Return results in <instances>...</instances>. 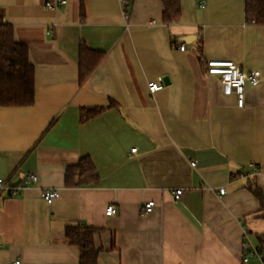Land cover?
<instances>
[{
    "label": "crops",
    "instance_id": "0c3cea01",
    "mask_svg": "<svg viewBox=\"0 0 264 264\" xmlns=\"http://www.w3.org/2000/svg\"><path fill=\"white\" fill-rule=\"evenodd\" d=\"M49 1L0 0L35 68L34 104L0 107V178L38 176L16 195L0 190V264H80L72 224L99 229L98 264H244L243 242L261 250L264 233L249 189L264 194V24L246 20L245 0H181L176 22L164 20L163 0ZM82 44L103 55L81 82ZM208 59L261 71L244 107ZM94 106L106 108L81 120ZM86 156L98 181L67 185V168ZM44 189L60 196L47 203Z\"/></svg>",
    "mask_w": 264,
    "mask_h": 264
},
{
    "label": "trees",
    "instance_id": "16d2710c",
    "mask_svg": "<svg viewBox=\"0 0 264 264\" xmlns=\"http://www.w3.org/2000/svg\"><path fill=\"white\" fill-rule=\"evenodd\" d=\"M163 18L166 22H176L181 16V0H163ZM246 20L264 24V0H245ZM102 52L82 44L79 51L80 81L86 80L98 63ZM35 102V68L29 57V49L14 38L12 24L4 20L0 6V107H28ZM104 106L83 107L81 120H87L104 111ZM99 175L92 159L83 157L77 164L67 168V185L94 184ZM249 189L258 198L264 217V194L255 182ZM94 226L72 224L65 227V235L70 243L80 249V264H98L99 249L95 244ZM261 251L264 247V233L259 235Z\"/></svg>",
    "mask_w": 264,
    "mask_h": 264
},
{
    "label": "built area",
    "instance_id": "2783aa9c",
    "mask_svg": "<svg viewBox=\"0 0 264 264\" xmlns=\"http://www.w3.org/2000/svg\"><path fill=\"white\" fill-rule=\"evenodd\" d=\"M66 0H57V1H49L46 3L47 8H54L60 4H65ZM123 5L128 3L127 0H121ZM125 18V26L124 29L127 30L129 28V20L130 15L128 12L124 11L123 14ZM252 22H255L252 20ZM185 44H180V49H185ZM207 73L212 76H217L220 82L223 85V90L225 94H234L236 96L237 106L242 108L245 105V95L247 86H256L261 81V71L259 69H252L247 72L242 69L239 65L231 60H219V59H208L207 60ZM163 80L160 78L157 81L148 82V88L151 92H156L163 88ZM136 148L132 149V152H135ZM192 165H195V162H192ZM254 171H257L258 168L256 166L253 167ZM38 182V176L35 173L27 174L23 179H21L20 184L23 186H29L32 184H36ZM19 184L13 185L9 183L4 178H0V190H7L12 195L18 194ZM220 195L226 193V189L221 187ZM183 194L182 188H177L174 191L175 199H179ZM60 196V192L57 189H44L41 191V198L45 200L47 203H52L56 198ZM155 206V201L150 200L146 202L142 206V213L148 214L153 210ZM117 214V210L114 204H110L106 208V215L113 216ZM243 250L244 264H264V253L258 249L257 246L253 245L249 239H246L243 242ZM251 258H254L256 261H252ZM12 264H19V261H15Z\"/></svg>",
    "mask_w": 264,
    "mask_h": 264
},
{
    "label": "water",
    "instance_id": "95a60500",
    "mask_svg": "<svg viewBox=\"0 0 264 264\" xmlns=\"http://www.w3.org/2000/svg\"><path fill=\"white\" fill-rule=\"evenodd\" d=\"M20 182V180H18L17 182H14V185H17Z\"/></svg>",
    "mask_w": 264,
    "mask_h": 264
},
{
    "label": "rangeland",
    "instance_id": "374dc122",
    "mask_svg": "<svg viewBox=\"0 0 264 264\" xmlns=\"http://www.w3.org/2000/svg\"><path fill=\"white\" fill-rule=\"evenodd\" d=\"M252 261H256L254 258H251Z\"/></svg>",
    "mask_w": 264,
    "mask_h": 264
}]
</instances>
